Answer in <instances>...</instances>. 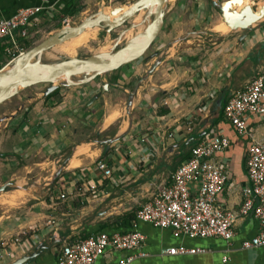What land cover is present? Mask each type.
<instances>
[{
    "label": "crops",
    "instance_id": "0c3cea01",
    "mask_svg": "<svg viewBox=\"0 0 264 264\" xmlns=\"http://www.w3.org/2000/svg\"><path fill=\"white\" fill-rule=\"evenodd\" d=\"M85 1L49 0L56 11L52 17L40 16L30 37L20 39L23 50L31 49L29 41L47 23L82 12ZM225 1L172 0L152 45L159 51L153 59L141 58L88 85L61 86L49 95L47 88H30L0 106V188H16L0 193V241L13 251L12 258H0V264H13L37 251L40 254L27 264H58L65 241L134 230L146 243L134 253L145 257L133 264H264V248L242 249L244 241L260 232L252 215L237 222L231 243L175 238L170 230L134 219L158 187L191 158L195 145L187 141L201 134L204 140L212 132L231 142L216 158L228 166L229 175L218 201L229 210L242 205V191L249 187L247 157L255 142L264 141V115L249 116L252 136L241 137L225 118L223 102L264 72V0L232 5V13L249 6L260 19L248 31L223 35L227 30H215L224 21L214 2ZM41 5L43 0H0V17L10 19L20 9ZM176 44H191L188 56H175ZM7 49V43L0 44V71L12 62ZM157 60L159 66L149 75ZM105 84L109 89L103 93ZM99 162L113 169L110 179L95 172ZM40 169L47 180L46 175L43 180L31 178ZM58 171L60 176L51 182L56 186L44 191ZM30 180L41 181L45 197L31 206L35 198L21 195L31 188L19 189ZM82 181L97 185L96 192L83 191ZM65 194L67 199H62ZM41 205L45 209L39 212ZM182 247L206 253L161 255L165 249ZM126 255L109 252L96 264H118Z\"/></svg>",
    "mask_w": 264,
    "mask_h": 264
},
{
    "label": "built area",
    "instance_id": "2783aa9c",
    "mask_svg": "<svg viewBox=\"0 0 264 264\" xmlns=\"http://www.w3.org/2000/svg\"><path fill=\"white\" fill-rule=\"evenodd\" d=\"M43 0V5L24 8L10 19L0 17V44L7 43L11 61L23 55L25 50L20 39L26 40L38 25L40 16L52 17L54 6ZM224 116L241 137L252 136L248 117L264 115V72L258 74L246 88L227 99ZM191 126L188 132L192 133ZM203 140L197 139L191 149V158L174 172L168 182L157 189L156 194L137 212L136 221L155 228L172 231L175 238H216L231 243L235 238V227L239 220L254 216L260 232L251 240L242 243L243 250L264 248V141L255 142L249 151L246 167L249 187L243 189V202L239 210H229L218 201L228 181V166L217 161V155L227 151L231 145L228 137L212 132ZM102 179H110L113 169L99 162L95 171ZM82 190L95 193L97 185L80 182ZM67 199V194L61 196ZM15 243H19L15 240ZM146 237L134 230L126 234L100 233L85 239L63 243L58 255V264H96L109 252L127 253L118 264H133L144 254ZM5 241H0V258L11 259L13 251ZM204 249L171 248L161 252L162 256H187L205 254ZM227 261V258H224Z\"/></svg>",
    "mask_w": 264,
    "mask_h": 264
},
{
    "label": "water",
    "instance_id": "95a60500",
    "mask_svg": "<svg viewBox=\"0 0 264 264\" xmlns=\"http://www.w3.org/2000/svg\"><path fill=\"white\" fill-rule=\"evenodd\" d=\"M241 1L227 0L221 4L214 2L215 7L220 11L223 21L227 25H232L233 32L248 31L260 19L249 6L244 7L240 13L234 11L232 13V5H238ZM167 5L168 0H138L129 11L116 20H111V17L105 14V9L102 8L96 18L84 22L78 27H66L60 30L55 35L13 60L5 67L7 68L6 73L2 74V70L0 71V106L17 93H21L34 86L49 85L45 95L51 94L61 86H85L97 78L114 73L123 66L143 58L163 30ZM142 11H146L144 23H142L145 24L148 20L152 22L150 30L127 41L117 52L113 54L92 55L86 59L62 56L57 62H44L43 57L46 53L52 51L57 45L83 34L88 29L98 27L110 33L124 26L129 21L133 23L131 29L136 28L138 25L134 24V19ZM244 38L245 36H242L241 41ZM159 64L160 61L157 60L149 71V75L153 73ZM56 83L59 85H56ZM108 89L109 85L105 84L102 92L106 93ZM132 99L133 97L131 96L127 104L128 109L131 107ZM226 102L227 100L223 102V111ZM202 136L203 134L191 137L187 141V144L194 145L197 138H201ZM6 189L7 186L0 188V193L6 191ZM38 254L40 252L37 251L13 264H27L37 257Z\"/></svg>",
    "mask_w": 264,
    "mask_h": 264
},
{
    "label": "rangeland",
    "instance_id": "374dc122",
    "mask_svg": "<svg viewBox=\"0 0 264 264\" xmlns=\"http://www.w3.org/2000/svg\"><path fill=\"white\" fill-rule=\"evenodd\" d=\"M136 1H138V0H86L85 2H83L84 5L82 6L83 7L82 12H76V13L70 14L69 18H63V19H61L60 16H58L54 21L47 23V25H45L44 28L29 41V42L33 43L31 49L33 47L39 45L43 41L47 40L51 36L55 35L60 30L66 28V27H78L80 24L96 18L97 14L101 11L102 8H104L105 11L107 10L106 14L111 17V20H113L114 18H117L119 15H121L123 12L127 11L130 7H132ZM170 2H172V0H170L169 3ZM168 7H169V5H167V8ZM145 16H144V18H145ZM148 21H151V20H148ZM132 24H133L132 21H129V22L125 23L124 26L119 27L110 33L107 30L102 29V28H100L99 30H96V32H94V33L90 32V33H92V35H91L92 39H90L87 44L80 46L76 50L75 55H73L72 57L80 58V59H86L92 55H97L100 52H104V51H108V50H109L107 52L108 54H113V53L117 52L119 49H121L125 45L127 40H125V41L123 40L118 45V44H115L116 39L121 34H123L125 31L130 30ZM229 25H231V24H229ZM228 26L226 24L225 30L231 29V27L230 26L228 27ZM191 41H194V39H191ZM190 46H191V44H188V45L187 44H176L175 56H178V55L181 56L182 54H184V56H188V52L190 51ZM28 50H30V48ZM26 52H27V50L24 53H26ZM158 53H159V51L157 50V48L153 49V47H152L147 51V53L144 55L143 58H144V60H146V59L150 60V59H153L155 57V54H158ZM61 55L68 56L66 54H61ZM59 60H60V57L57 58V56H56L54 58V61H49V60L45 61L44 60V62L45 63H51V62H57ZM2 70H3V68H2ZM56 85H59V84L56 83ZM48 86L49 85H38V86L32 87V89L40 88V90H41L43 88H48ZM29 89H27V90H29ZM17 94H19V93H17ZM45 172H46L45 170L40 169V171H38L36 174H32L31 178L34 177V179H40V180H43L46 178V180H47L48 175H46ZM44 175H46L45 178H44ZM59 176H60V172L58 171L56 173V176H53L50 179L48 185L44 188V191L48 190L49 188H53L54 186H56V185H51V182H53V180H55ZM34 186H37V187H34ZM28 188L29 189L31 188L29 193L22 192L21 194L23 196H28L29 198H32V197L35 198V200L31 201L30 206L34 205V203L40 204L45 199V197L43 196L44 191L41 188V181L36 183L35 180H30V182L28 183V186L19 187L20 190H23V189L27 190ZM14 189H16V188H13L12 186H8L7 192L12 191ZM2 193L3 192H1V194ZM14 200L15 199L13 198V201ZM11 204L13 205V203H11ZM41 206L42 207H37V210L39 212H42L45 209L44 205H41Z\"/></svg>",
    "mask_w": 264,
    "mask_h": 264
},
{
    "label": "bare ground",
    "instance_id": "6f19581e",
    "mask_svg": "<svg viewBox=\"0 0 264 264\" xmlns=\"http://www.w3.org/2000/svg\"><path fill=\"white\" fill-rule=\"evenodd\" d=\"M170 0H168L169 3ZM132 7H130L127 11H129ZM107 11V10H106ZM105 11V14H106ZM127 11L123 12L121 15H119L117 18H114L113 20L118 19L119 17H121L124 13H126ZM146 15V11H142L135 19H134V24L138 25L136 28L130 29L125 31L123 34H121L115 41V44H120L123 40H131L133 38H135L136 36H139L143 33H145L146 31L150 30L151 26H152V22L151 21H147L145 24H143V20H144V16ZM143 22V23H142ZM224 24L222 26H218L215 30L220 31V30H225L226 25L225 22H223ZM100 28H93V29H88L86 30L83 34L77 36L76 38H73L65 43H61L59 45H57L52 51L48 52L45 54V56L43 57L44 60H49V61H54V58L57 56L58 57H62L63 55L61 54H66L70 57H72L73 55H75L76 50L80 47L83 46L85 44L88 43V41L90 39H92L91 35L92 33L96 32V30H99ZM92 32V33H90ZM233 32V30H227L225 33H222L223 35H227V34H231ZM109 51V50H108ZM108 51H104V52H100L98 55H103L105 53H107ZM7 72V68H4L1 73L4 74ZM118 114V113H117ZM116 114V115H117ZM119 117V116H118ZM110 121V120H109ZM22 195V194H21ZM20 198V197H19Z\"/></svg>",
    "mask_w": 264,
    "mask_h": 264
},
{
    "label": "trees",
    "instance_id": "16d2710c",
    "mask_svg": "<svg viewBox=\"0 0 264 264\" xmlns=\"http://www.w3.org/2000/svg\"><path fill=\"white\" fill-rule=\"evenodd\" d=\"M28 48H30V46L28 47ZM195 145V144H194ZM194 145H192V147L194 146ZM134 219H136V218H134ZM133 219V217H131L130 219H128L127 220V228H131V221H133L134 220ZM129 232H131V231H126V232H122L121 234H126V233H129ZM100 233H105V232H100ZM113 233H118L117 231L116 232H112V233H109V234H113ZM120 233V232H119Z\"/></svg>",
    "mask_w": 264,
    "mask_h": 264
}]
</instances>
